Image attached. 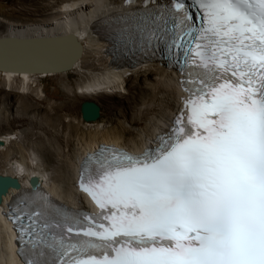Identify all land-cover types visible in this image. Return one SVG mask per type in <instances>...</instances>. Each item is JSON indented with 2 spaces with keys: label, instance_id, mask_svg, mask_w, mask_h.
I'll return each instance as SVG.
<instances>
[{
  "label": "snow or ice",
  "instance_id": "6c2138e0",
  "mask_svg": "<svg viewBox=\"0 0 264 264\" xmlns=\"http://www.w3.org/2000/svg\"><path fill=\"white\" fill-rule=\"evenodd\" d=\"M190 5L196 23L187 0L144 17V43L175 49L187 77L186 122L182 111L139 156L86 158L96 216L17 198L7 216L27 264H264V0Z\"/></svg>",
  "mask_w": 264,
  "mask_h": 264
},
{
  "label": "bare ground",
  "instance_id": "6f19581e",
  "mask_svg": "<svg viewBox=\"0 0 264 264\" xmlns=\"http://www.w3.org/2000/svg\"><path fill=\"white\" fill-rule=\"evenodd\" d=\"M125 1L61 0V6L55 14L62 16L53 22L26 26L11 25L0 35V37L27 38L75 35L82 47L80 59L75 62L72 70L53 76L68 79L70 74L76 75L84 80L83 84L78 86L77 95L96 96L98 93L119 92L122 94L119 97L120 101L125 104L117 114L119 115L117 118L86 123V131L77 128L69 120L73 139L67 146L68 152L60 151L55 158L45 156L40 159V156L33 154L36 156H33L36 162L32 164L33 160L30 161L24 151L18 150L20 159L10 162L9 168L0 172V175L17 179L23 191L30 187V179L35 177L38 179V185L59 201L70 202L72 206H81L83 195L77 193L73 185L77 177L78 165L87 153H92L101 144H114L120 148L140 152L144 147L153 145L157 136L162 133L167 115L174 108L176 98L181 95L180 86L184 79L155 64H147L131 70L114 69L110 64L109 42L100 39L92 32L93 26L105 19H111L113 27H117L118 18L125 15L133 4H140L139 0L131 4ZM55 47L65 50L61 53L54 48L60 54L57 57L59 60H69L77 53V48L68 42ZM65 53L66 57H64ZM89 59L97 60L99 64L95 62L96 65L90 64ZM0 74L7 81H15L19 78L26 90L30 89L35 78L53 77L1 72ZM133 78L139 80L141 88L135 87L137 92L130 95L126 87ZM63 85L65 88L67 84ZM41 95H44L43 91ZM16 139H18L17 132L0 134V141L4 143L0 153L6 152V156H10L8 149ZM30 165L34 167V171ZM19 192L9 189L0 204V264H23L13 253L11 243L14 234L6 217L7 207ZM93 210L96 209L93 207Z\"/></svg>",
  "mask_w": 264,
  "mask_h": 264
},
{
  "label": "rangeland",
  "instance_id": "374dc122",
  "mask_svg": "<svg viewBox=\"0 0 264 264\" xmlns=\"http://www.w3.org/2000/svg\"><path fill=\"white\" fill-rule=\"evenodd\" d=\"M60 6L61 0H0V35L11 25L51 23L62 16L55 14ZM94 62L99 64L97 60L89 59L90 64L96 65ZM83 82V79L71 74L68 79H60L59 76L35 78L33 85L26 90L19 78L7 81L0 74V134L17 132L18 138L8 149L10 156H6V152L0 153V172L7 170L10 162L20 159L18 150L24 151L25 156L33 160L32 164L36 162L35 155L40 159L45 156L55 158L60 151L68 152L67 146L73 139L69 120L77 128L87 129L80 112L85 101L100 107L102 115L98 121L119 116L117 114L125 105L119 98L122 94L77 95L78 86ZM63 84H67L65 88ZM135 87L141 88V85L133 78L126 87L127 92L130 95L136 93ZM31 168L34 171V167Z\"/></svg>",
  "mask_w": 264,
  "mask_h": 264
},
{
  "label": "water",
  "instance_id": "95a60500",
  "mask_svg": "<svg viewBox=\"0 0 264 264\" xmlns=\"http://www.w3.org/2000/svg\"><path fill=\"white\" fill-rule=\"evenodd\" d=\"M70 43L77 48L76 55H72L69 60H59L57 57L65 51L55 46L63 43ZM57 48V51L55 49ZM62 50V51H61ZM82 55V47L77 37L73 34L52 37H19L1 36L0 37V72L13 73L16 75H57L73 69L76 61ZM66 57V53L64 54ZM100 107L91 101L82 103L80 112L81 118L85 123H94L101 117ZM4 143L0 141V148ZM38 186V179H30V187ZM9 189L23 191L17 179L0 175V204L2 198Z\"/></svg>",
  "mask_w": 264,
  "mask_h": 264
}]
</instances>
